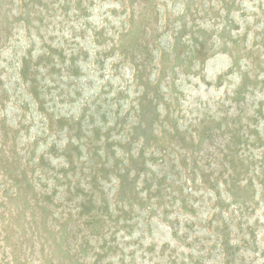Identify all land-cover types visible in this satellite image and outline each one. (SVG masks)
Returning <instances> with one entry per match:
<instances>
[{
    "label": "rangeland",
    "instance_id": "rangeland-1",
    "mask_svg": "<svg viewBox=\"0 0 264 264\" xmlns=\"http://www.w3.org/2000/svg\"><path fill=\"white\" fill-rule=\"evenodd\" d=\"M0 264H264V0H0Z\"/></svg>",
    "mask_w": 264,
    "mask_h": 264
}]
</instances>
